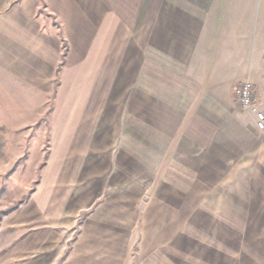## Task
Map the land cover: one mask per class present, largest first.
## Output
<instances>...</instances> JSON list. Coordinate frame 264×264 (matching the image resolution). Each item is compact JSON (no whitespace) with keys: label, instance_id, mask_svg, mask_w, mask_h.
<instances>
[{"label":"crops","instance_id":"crops-1","mask_svg":"<svg viewBox=\"0 0 264 264\" xmlns=\"http://www.w3.org/2000/svg\"><path fill=\"white\" fill-rule=\"evenodd\" d=\"M248 79L264 111V0H0L14 132L51 114L6 264H264Z\"/></svg>","mask_w":264,"mask_h":264},{"label":"rangeland","instance_id":"rangeland-1","mask_svg":"<svg viewBox=\"0 0 264 264\" xmlns=\"http://www.w3.org/2000/svg\"><path fill=\"white\" fill-rule=\"evenodd\" d=\"M0 99L4 100L0 102V264H6L8 218L36 188L46 148L40 128L50 124L51 114L40 115L43 117L33 124L14 132L18 123L35 114H25V104H29L22 95L15 101L4 95ZM256 219L264 224V215H256Z\"/></svg>","mask_w":264,"mask_h":264},{"label":"built area","instance_id":"built-area-1","mask_svg":"<svg viewBox=\"0 0 264 264\" xmlns=\"http://www.w3.org/2000/svg\"><path fill=\"white\" fill-rule=\"evenodd\" d=\"M239 104L247 110L255 111V121L259 130H264V111L257 109L258 101L252 82L248 79L236 89Z\"/></svg>","mask_w":264,"mask_h":264}]
</instances>
